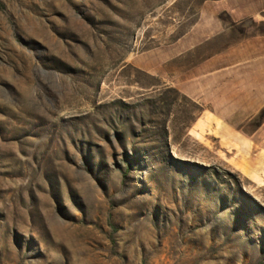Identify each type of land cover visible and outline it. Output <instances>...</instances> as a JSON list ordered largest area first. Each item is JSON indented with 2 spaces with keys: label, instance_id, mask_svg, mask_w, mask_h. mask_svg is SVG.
Wrapping results in <instances>:
<instances>
[{
  "label": "rangeland",
  "instance_id": "obj_1",
  "mask_svg": "<svg viewBox=\"0 0 264 264\" xmlns=\"http://www.w3.org/2000/svg\"><path fill=\"white\" fill-rule=\"evenodd\" d=\"M262 10L0 0V264H264V105L187 93Z\"/></svg>",
  "mask_w": 264,
  "mask_h": 264
},
{
  "label": "crops",
  "instance_id": "obj_2",
  "mask_svg": "<svg viewBox=\"0 0 264 264\" xmlns=\"http://www.w3.org/2000/svg\"><path fill=\"white\" fill-rule=\"evenodd\" d=\"M263 12L259 13L261 19H264ZM210 64V68L205 65L201 77L188 86V94L218 107L214 109L225 106L228 111H239V118L264 105V51L226 65Z\"/></svg>",
  "mask_w": 264,
  "mask_h": 264
}]
</instances>
